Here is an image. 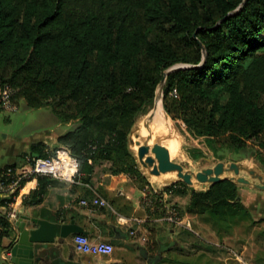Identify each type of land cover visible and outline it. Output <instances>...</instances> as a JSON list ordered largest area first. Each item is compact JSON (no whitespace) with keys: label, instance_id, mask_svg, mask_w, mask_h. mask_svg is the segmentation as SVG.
Segmentation results:
<instances>
[{"label":"trees","instance_id":"16d2710c","mask_svg":"<svg viewBox=\"0 0 264 264\" xmlns=\"http://www.w3.org/2000/svg\"><path fill=\"white\" fill-rule=\"evenodd\" d=\"M163 78V110L184 134L217 160L252 158L264 170V0H0V88L12 90L14 104L49 106L58 122L73 123L57 143L77 159L79 173L106 162L110 174L149 185L129 137ZM35 145L39 157L54 154ZM187 152L202 156L198 148ZM15 165L1 167L0 179ZM36 178L24 204L42 199L48 176ZM146 190L147 219L166 216L163 193L187 195L184 208L171 205L178 216L200 217L220 238L264 214V198L228 178L204 189L177 181ZM8 226L0 216V240ZM183 229L193 246L202 243ZM216 248L205 243L206 251ZM175 250L160 264L213 262Z\"/></svg>","mask_w":264,"mask_h":264},{"label":"crops","instance_id":"0c3cea01","mask_svg":"<svg viewBox=\"0 0 264 264\" xmlns=\"http://www.w3.org/2000/svg\"><path fill=\"white\" fill-rule=\"evenodd\" d=\"M51 115L52 118L46 122L48 125L45 129L40 127L42 133L37 137L33 135L29 137L0 136V168L6 165H17L26 153L39 157V153L32 148L36 146L35 144L42 143L46 151H54L60 147L57 143L58 135L69 130L73 123L58 122L55 115L53 113ZM146 132L148 131H141V134L144 135ZM155 133L156 131L151 132L153 135ZM156 136L159 137L157 134ZM133 139L136 140L134 137ZM133 148L136 149L137 146L134 145ZM107 167L106 162L96 163L92 173H79L76 181L72 183L48 177L42 199L36 204H24L23 199L37 188V178L25 180L18 188L15 194V205L19 216L50 221L61 219L62 222L73 220L82 228H88L89 233L86 235L92 240H106L114 247L109 255L81 253L74 248L72 238L75 234H73L63 241L61 254L49 264H160L163 258L175 254L174 248L184 249L186 244L189 246L184 249L185 252L192 253L196 250V254L202 252L213 261V256L209 255V251L203 252L201 249H204L205 242L216 245L215 242L204 241L200 237L202 243L199 242L193 246L192 238L186 239L180 235L179 228H174L161 218L147 219L143 205V196L147 193L146 188L160 191L164 186L174 183L173 178H162L160 175L159 179L154 182L140 168L149 182L148 186L141 188L126 174H110ZM85 178L87 180L84 181ZM163 194L165 199L173 201L180 208H184L188 202L187 195ZM97 197L104 199L107 204H92V200ZM259 197L264 198V196ZM81 199L87 200L89 205H81L79 203ZM5 213V198L0 194V216H5ZM146 221L150 222L148 226L144 225ZM130 232L134 233L130 234ZM2 243L3 240H0V264H5L3 260L5 248L2 247ZM69 251L73 256L71 261L68 257Z\"/></svg>","mask_w":264,"mask_h":264},{"label":"rangeland","instance_id":"374dc122","mask_svg":"<svg viewBox=\"0 0 264 264\" xmlns=\"http://www.w3.org/2000/svg\"><path fill=\"white\" fill-rule=\"evenodd\" d=\"M156 101L158 104L157 111L152 117L153 122L150 125V130L148 132L151 133L156 131L154 135H159L160 141L165 146H169V141L175 143L176 150L170 155V157L172 160L180 163L185 170L197 172L203 168L212 167L218 160L212 155L211 151L207 149L201 140L193 139L184 134V131H182V129L177 126L175 122L169 116H167V114H165L162 107L160 92H157L155 102ZM15 104L18 107L16 111H8L0 108V136H39L42 133L41 128L45 129L48 125L46 122L52 118V111L50 107L44 106L38 109L28 108L22 99H19L17 102L15 101ZM168 117L170 118V123H168ZM144 118L145 115L138 120L137 125H143L142 120ZM190 148H198L202 150V156L198 158L190 157L187 152V149ZM228 159L229 157L221 161L225 163L231 162V159ZM236 162H242L246 165H249L264 175V170L261 169L258 163L252 158H244ZM144 172L146 176H148L154 182L159 179V177L151 176L148 174V172ZM174 175V173H167L161 176L162 178L170 177L175 179L176 176ZM239 176L251 180L250 176L246 172H240ZM251 181L257 182L255 180ZM238 186L243 193L264 196V190L255 188L252 185L239 183ZM195 188L198 189L200 187L196 186ZM169 202L170 206L175 204L173 201ZM254 214V219L258 220L254 226L251 228H247L245 225L235 226L230 235H223L222 238L218 237L211 230L209 224L204 223L200 217L184 215V221L189 222V227L186 228L192 230L196 236L199 238L202 237V240L204 241L209 240L216 243L218 248L214 250L215 254L207 251L210 256H213V264H263L264 214L258 212H254ZM175 227L179 228L180 234L184 236H186L185 234H189L187 232L184 234V229L182 230L184 227L174 226V228ZM192 232L191 234L193 235ZM185 246V248H188L189 245L186 244ZM201 250L206 252L205 249Z\"/></svg>","mask_w":264,"mask_h":264},{"label":"water","instance_id":"95a60500","mask_svg":"<svg viewBox=\"0 0 264 264\" xmlns=\"http://www.w3.org/2000/svg\"><path fill=\"white\" fill-rule=\"evenodd\" d=\"M178 67L182 66L172 67L171 70ZM169 71H166L164 75ZM163 82L164 78L160 81L152 107L142 120L147 131L150 130V125L153 122L152 117L157 111L158 104L155 99L158 90L162 96ZM151 139L152 134L148 132V134L142 135L141 127L137 124L131 130L129 137L130 146L132 148L134 145L137 146L136 149H133L140 168L151 176L158 177L166 173H174L176 178L173 182L181 181L193 188L199 186L198 189H204L212 183L228 178L237 184H248L264 190V175L249 165L236 161L225 163L218 160L212 167H206L197 172L185 170L180 163L171 159L168 148L162 144L160 138L150 143ZM240 172H246L251 180L257 182L239 176ZM7 232L8 235L2 239V247L5 248L3 252L5 264H49L61 254V244L65 239L73 234L89 233V231L75 224L73 220L69 222H62L61 219L50 221L42 218L19 216V214L12 223H9ZM68 254L71 261L73 258L71 251Z\"/></svg>","mask_w":264,"mask_h":264},{"label":"built area","instance_id":"2783aa9c","mask_svg":"<svg viewBox=\"0 0 264 264\" xmlns=\"http://www.w3.org/2000/svg\"><path fill=\"white\" fill-rule=\"evenodd\" d=\"M12 90L10 88H0V108L8 111H16L17 105L11 101ZM78 172V162L73 157L69 149L65 146H60L54 150L53 155L46 157H36L25 155L23 160L14 167H8L0 179V194L5 198L6 213L5 218L9 223H12L17 217V209L15 205L14 193L21 186L22 181L36 178L37 176H48L50 178L63 180L66 182H75ZM157 191V190H154ZM167 194V193H165ZM163 200L165 195H162ZM81 205L87 206L89 202L85 199L79 201ZM144 205H151L152 201L147 197V193L143 196ZM94 205H106V201L100 197L92 200ZM167 214L161 217L165 222L174 226L189 227V222L184 221V216H178L176 210L166 204ZM134 232H130L133 234ZM74 248L81 253L109 255L113 252V245L106 240H92L88 235L78 233L72 238Z\"/></svg>","mask_w":264,"mask_h":264},{"label":"bare ground","instance_id":"6f19581e","mask_svg":"<svg viewBox=\"0 0 264 264\" xmlns=\"http://www.w3.org/2000/svg\"><path fill=\"white\" fill-rule=\"evenodd\" d=\"M158 92H160L159 90H158ZM164 111V110H163ZM165 112V111H164ZM166 114V113H165ZM168 116V115H167ZM168 123H170V118L168 117ZM143 129H145L143 126H142V128H141V131H146V130H143ZM150 133V132H149ZM146 134H148V132H146L144 135H146ZM157 138H159L158 136H156V135H153L152 134V139H151V141H150V143L152 142V141H154V140H156ZM167 147V146H166ZM176 146H175V143L174 142H170L169 141V147H167L168 148V150H169V152H170V155L172 154V153H174L175 152V150H176V148H175ZM167 174V173H166ZM164 175V174H163Z\"/></svg>","mask_w":264,"mask_h":264}]
</instances>
